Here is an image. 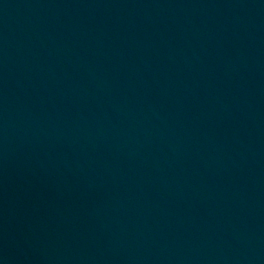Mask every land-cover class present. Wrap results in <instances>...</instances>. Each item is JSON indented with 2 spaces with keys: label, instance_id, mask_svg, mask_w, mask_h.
Returning <instances> with one entry per match:
<instances>
[{
  "label": "water",
  "instance_id": "1",
  "mask_svg": "<svg viewBox=\"0 0 264 264\" xmlns=\"http://www.w3.org/2000/svg\"><path fill=\"white\" fill-rule=\"evenodd\" d=\"M0 264H264V0H0Z\"/></svg>",
  "mask_w": 264,
  "mask_h": 264
}]
</instances>
